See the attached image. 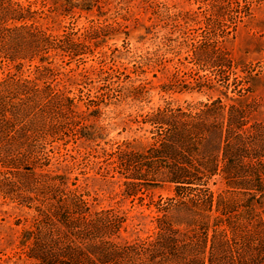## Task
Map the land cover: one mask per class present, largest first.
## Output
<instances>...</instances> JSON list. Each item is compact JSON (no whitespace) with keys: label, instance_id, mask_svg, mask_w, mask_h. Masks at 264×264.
<instances>
[{"label":"rangeland","instance_id":"obj_1","mask_svg":"<svg viewBox=\"0 0 264 264\" xmlns=\"http://www.w3.org/2000/svg\"><path fill=\"white\" fill-rule=\"evenodd\" d=\"M14 1L30 8L27 23L53 36L70 34L79 41L86 30L95 32L74 49L73 58L51 52V71L43 77L35 72L37 60L17 66L0 58V81L39 78V88L56 85L81 114L63 118L46 98L34 99L38 117L28 139L17 141L24 145L11 166L0 163V264H33L20 242L22 231L53 201L48 189H62L57 175L68 189L86 194L94 210L112 209L121 217L119 240L152 237L163 214L159 209L175 197L173 186L127 196L134 189L123 185L128 172L117 166V151L140 152L155 142L149 117L157 109L194 111L216 98L225 104L246 101L253 119L264 123V0H218L223 9L216 21L208 19L214 0H60L66 8L51 0ZM213 39L233 57V73L215 76L204 62L199 47ZM207 188L212 221L220 216L215 201L219 195L231 198V189L218 174ZM171 213L172 226L184 230L183 217ZM208 256L207 243L200 252L204 264Z\"/></svg>","mask_w":264,"mask_h":264},{"label":"trees","instance_id":"obj_2","mask_svg":"<svg viewBox=\"0 0 264 264\" xmlns=\"http://www.w3.org/2000/svg\"><path fill=\"white\" fill-rule=\"evenodd\" d=\"M51 1L54 7L66 8L64 1L72 4L71 0ZM219 3H212L209 20L216 21L222 11ZM83 6L90 8L89 3ZM29 9L14 0H0V58L17 61V66L37 60L34 68L40 77L51 71L47 66L51 52L73 58L74 49L95 32L86 30L79 41L70 34L53 36L33 21L27 23L32 18ZM199 49L215 76L233 73L234 59L221 43L213 39ZM37 80L11 76L0 81V163L4 168L11 166L24 145L17 141L28 139L38 117L33 111L35 98H46L47 106L56 108L63 118L76 116V120L81 115L65 92L50 84L39 88ZM193 110L157 109L149 117L155 142L140 152L128 147L117 151V166L128 172L123 185L135 190L126 192L127 196L146 187L173 186L175 197L170 206L159 209L163 214L156 218L158 230L152 237L119 240L121 217L112 209L94 210L83 198L86 194L68 189L65 178L57 175L62 189H48L53 201L22 231L26 257L33 264H204L200 252L208 243L206 264H264V123L253 119V106L246 101L225 104L216 98ZM216 174L231 189L227 192L232 197L218 196L215 204L220 216L211 221L213 197L207 184ZM171 212L183 217L184 230L172 226ZM223 223L226 229L220 228Z\"/></svg>","mask_w":264,"mask_h":264}]
</instances>
